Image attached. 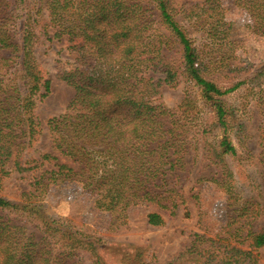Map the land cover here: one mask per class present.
Here are the masks:
<instances>
[{"label": "trees", "instance_id": "1", "mask_svg": "<svg viewBox=\"0 0 264 264\" xmlns=\"http://www.w3.org/2000/svg\"><path fill=\"white\" fill-rule=\"evenodd\" d=\"M175 1L0 0V181L17 173L31 177L33 187L21 192V201L0 195V264H82L83 252L103 264L97 253L102 239L46 217L36 203L35 194L52 185L77 183L94 194L95 207L110 212L117 226L126 224L130 206H149L147 223L159 227L180 208L189 217L182 184L196 167L195 184L214 183L232 201L229 221L214 237L194 233L185 252L168 264L185 255L188 264H259L264 228H254L252 221L261 203L240 196L227 162L236 154L225 134L231 115L218 97L239 85L260 86L264 62L249 79L221 90L203 75L205 58L175 17H195L211 31L229 30L230 25L223 16L202 19L196 8L206 4L183 0L175 8ZM211 1V9L220 8L221 0ZM243 1L253 17L262 10L264 19V1ZM44 16L47 40L52 37L46 26L53 28V38H67L72 59L59 60L57 76L75 94L65 113L47 121L51 151L58 155L44 152L32 159L40 132L35 107L50 89L35 54ZM156 73L163 77L156 80ZM181 75L200 87L223 136L203 127L197 112H187L188 97L174 110L157 101L158 86H173ZM260 138L264 145V134ZM258 187L264 191V176ZM197 197L198 192L190 195ZM139 256L133 254L134 264Z\"/></svg>", "mask_w": 264, "mask_h": 264}, {"label": "rangeland", "instance_id": "2", "mask_svg": "<svg viewBox=\"0 0 264 264\" xmlns=\"http://www.w3.org/2000/svg\"><path fill=\"white\" fill-rule=\"evenodd\" d=\"M180 1L183 0L175 1V8ZM187 1L198 2L200 7L206 4L204 9L196 8L202 19H218L223 16V21L230 25L229 30L218 28L211 31L197 22L195 17L192 20L181 15L175 17L192 45L205 58L208 68L203 75L221 90L231 89L239 81L249 79L264 62V27H260L264 22L260 15L262 10L256 12L255 18L244 7L243 0H221L220 8L215 9H211V0ZM258 8L259 4L252 8V12ZM44 24H48L46 16L41 19L38 27L42 34L35 54L41 71L50 79V89L35 107L40 132L35 142L37 151L32 159L44 152L58 155L56 151H51L47 121L65 113L75 94L74 89L57 76L59 60L63 63L72 59L67 38H53V28L46 26L48 36L52 37L47 40L43 34ZM171 53H175L174 49L169 54ZM153 77L157 80L163 76L156 73ZM260 86L257 82L239 85L218 97L231 115L225 134L236 148V154L228 156L227 162L236 174L238 187L242 191L240 196L248 195L261 203L260 214L252 221L256 229L264 228V191L262 187H258L264 176V145L260 138L264 134V81ZM185 97L192 101L187 112H197L201 117L199 120L204 123L203 127L208 130L214 128L215 134L223 136V129L215 123V112L210 102H207L200 87L194 82L181 75L173 86H158L156 99L169 109L180 107ZM30 165L33 166L34 162ZM40 169L43 171L44 166ZM198 172L199 167H196L189 179L182 184L189 217H185L180 208L176 215L167 216L166 223L159 227L148 225L147 214L151 208L145 205L130 206L126 210V224L114 225V216L110 212L95 207L94 194L88 193L74 182L52 185L39 196L35 194L36 203L43 208L46 217L63 219L71 226L102 239L97 253L103 264H134L132 257L135 252L140 253L135 264H168L185 252L194 233L214 237L221 233L228 220V202L232 201H227L226 194L214 183L206 181L195 184ZM200 174L206 175V172L201 171ZM31 181L29 176L22 179L17 173L10 174L0 181V195L21 201V192L33 189ZM191 188L193 190L189 193ZM197 192V199H191L190 195ZM27 222L29 227L33 225L28 220ZM82 255V264H96L95 257L84 252ZM258 258L259 264H264V246L258 249ZM188 259L185 255L173 264H188Z\"/></svg>", "mask_w": 264, "mask_h": 264}]
</instances>
